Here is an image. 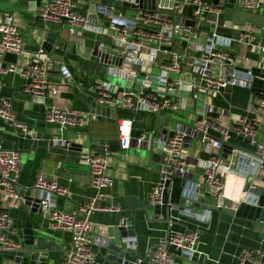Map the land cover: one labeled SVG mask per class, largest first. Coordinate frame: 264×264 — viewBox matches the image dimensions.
<instances>
[{
	"label": "crops",
	"instance_id": "0c3cea01",
	"mask_svg": "<svg viewBox=\"0 0 264 264\" xmlns=\"http://www.w3.org/2000/svg\"><path fill=\"white\" fill-rule=\"evenodd\" d=\"M37 1L18 0L11 6L0 0V23L12 18L19 27L26 50L29 53L39 48L44 50L51 61L49 81L57 91L56 98L49 95L45 102H39L22 93L24 82L20 76L7 74L0 78V98L12 103L16 118L31 131L30 136L24 137L0 121V144L6 150L18 153L20 167L15 197L8 198L0 190V211L10 215L16 231L10 238L20 242L22 248L26 239L24 232L34 227L50 235V240L60 245L61 253L37 254L31 261L24 262L23 259L16 260L15 254L11 252H0V264H17L16 261H20L19 264H61L70 246L69 234L48 231L47 215L45 217L38 206L41 194L33 189V185L37 176L56 177L58 184L69 191L65 198L57 200V208L75 212L77 207L97 196L90 187L86 165L87 156L97 154L107 155L105 176L109 182L100 191L101 200L98 204L113 207L118 212H95L89 216L96 229L93 246L97 255L96 264H118L117 259L121 253H124L121 263H134L138 259H145L159 239L188 231L199 234L196 254L191 262L177 257L178 264H237L243 249L264 255V177L258 185L260 189L263 188L262 194L257 197L250 191L256 179L255 169L250 163L252 147L233 138L228 146L231 150L225 149L222 154V158L231 163L233 170L226 184L227 198L235 205L232 212L215 209V201L203 188L199 189L196 201L186 204L182 198L184 184L180 179H173L167 184L161 205L151 204L149 195L159 180L162 157V152L152 141L161 136H170L169 129L175 126L190 132L192 114L182 110L167 116L170 121L165 122L162 132L154 133L153 115L112 111L98 105L92 107V80L99 77L96 75L100 70L105 74L108 70L106 65L100 64L95 58V46L102 39L90 34L82 38L75 37L70 34L67 26H44L36 15ZM40 1L41 5L47 0ZM219 2L223 4L221 0ZM141 4L150 5L143 1ZM120 12L115 14L128 16L126 11ZM260 14L264 16V11ZM181 19L178 17L175 21ZM222 20L225 27H221L218 33L222 38L232 40L229 50L234 54L235 67L242 72L250 70L253 81L249 86L239 84L218 94L204 95L199 106L208 108L214 116L228 120L242 117L258 121V140L264 142V112L251 109L250 105L251 99L264 97V55L235 41L233 37L236 31L231 24L226 23L224 17ZM102 22L101 16L99 23ZM185 23L190 25L189 21ZM246 27L253 32H264V28L251 25ZM173 48L180 54L191 53L186 51L185 45L178 42L177 38ZM28 57L6 55L2 57V62L4 65L20 66ZM62 68L70 74L66 80L61 76ZM212 71L214 77H217L218 68L214 66ZM183 78L185 84H189L193 76L185 73ZM123 83H119L122 85L118 87L124 90L132 88V83ZM183 103L192 105L194 102L186 98ZM54 104L83 115L84 127L60 133L57 127L46 124V111ZM116 119H132L134 137L145 133L153 145L133 143L128 151L122 152L118 145ZM232 149L234 153L231 154ZM187 153L199 163L189 169L192 182L202 185L204 170L201 164L209 158V152L200 139L194 137L189 140ZM70 167H79L83 172L74 173ZM67 203L69 207H66ZM188 210H195L196 217L188 216ZM141 264L151 263L144 261Z\"/></svg>",
	"mask_w": 264,
	"mask_h": 264
},
{
	"label": "built area",
	"instance_id": "2783aa9c",
	"mask_svg": "<svg viewBox=\"0 0 264 264\" xmlns=\"http://www.w3.org/2000/svg\"><path fill=\"white\" fill-rule=\"evenodd\" d=\"M100 1L47 0L37 8L36 15L44 26H67L70 34L75 37L82 38L90 34L102 39L94 49L95 58L100 64H103L102 55L122 61L120 66L106 65L108 70L105 75L130 82L133 84L132 88L124 90L105 78H94L91 90L94 103L98 106L164 117L173 116L182 110L192 114L190 132L175 126L169 129L170 136H161L152 141L162 152V157L159 180L149 195L151 204L161 205L167 184L173 179H180L184 184L182 198L186 204L196 201L199 189L203 188L215 201V209L232 212L235 205L227 198L226 184L233 170L231 163L224 160L222 154L225 149L231 150L228 146L233 138L248 143L253 149L250 163L255 169L256 179L250 191L257 197L261 196L263 188L260 189L258 185L264 177V142L258 140L259 122L242 117L228 120L214 116L208 108H198L197 105L204 95L218 94L239 84L251 85V71L242 72L235 67L234 54L229 50L232 40L222 38L218 32L221 27H225L222 20L223 6L228 1H232L240 11L260 14L264 11V0H227L217 5L213 3L214 0H113L119 3L118 7L111 0ZM142 1L147 4L154 1V9L139 8ZM187 8L192 10L191 16L183 15ZM122 10L132 11V14L127 17L115 14ZM101 16L103 22L100 24ZM178 17L182 18L179 22L175 21ZM187 21L190 25L185 23ZM226 23L231 24L234 31H239L237 42L240 45L251 47L264 55V32H253L246 27L249 24L236 27L230 22ZM176 38L185 45L187 52L191 51L190 55L174 50ZM6 55L29 57L20 66L4 65L2 57ZM50 63V58L43 49L39 48L32 53L26 50L19 27L12 18L0 23V78L7 74L20 76L24 82L22 93L45 102L49 95L57 97V91L49 81ZM214 66L219 71L217 77L213 75ZM153 68L158 69L157 75H153ZM60 72L63 79L70 77L65 68ZM185 73L193 76L189 84H185ZM186 98L194 103L185 105L183 100ZM250 105L251 109L264 112V97L251 99ZM0 121L10 125L21 136L28 137L31 134L29 128L16 118L12 103L2 98ZM45 123L57 127L60 133L82 128L85 124L83 115L56 104L48 107ZM115 124L122 152L128 151L133 143H151L145 133L134 137L132 119H116ZM194 137H198L209 152V158L201 164L204 170L202 185L192 182L189 171L199 164L197 159H192L187 153L189 140ZM86 165L90 187L97 196L77 207L75 212L57 208V200L65 198L69 191L58 184L56 177L37 176L33 185V189L41 194L38 206L42 214L45 217L47 215L48 231L69 234L70 246L61 264H96L97 255L93 251L96 229L89 216L95 212H118L113 207L98 204L101 200L100 191L109 184L105 176L107 155H89ZM19 177L18 153L6 150L0 144V190L6 197H15ZM186 214L196 217L195 210H188ZM15 234L10 215L6 211H0V252L22 248L20 242L10 238ZM198 242V232L175 233L159 239L145 259L121 264H141L144 261L151 264H178L177 257L191 262ZM237 264H264V255L243 249Z\"/></svg>",
	"mask_w": 264,
	"mask_h": 264
},
{
	"label": "water",
	"instance_id": "95a60500",
	"mask_svg": "<svg viewBox=\"0 0 264 264\" xmlns=\"http://www.w3.org/2000/svg\"><path fill=\"white\" fill-rule=\"evenodd\" d=\"M3 1L7 2L8 4L12 6L15 3H17L18 0H3ZM40 2H41L40 0L37 1L38 7L40 6ZM111 2H114L116 7L119 6V3L117 1L111 0ZM213 3L217 5L219 3V0H214ZM154 5H155V2L152 1L150 5L140 4L139 8L154 9L155 7ZM124 6L128 7L127 5H124ZM223 8H224V13H223L224 20L227 22H231L236 27H243L246 24H249L255 28H260V29L264 28V16L261 14H253V13H247V12L240 11L234 7L232 1H228L223 6ZM191 11L192 10L190 8H187L183 11V15L191 16ZM238 38H239V31H236L234 33L233 39L237 41ZM121 62L122 61L120 59L110 58L107 55L101 56V63L105 65L120 66ZM95 105L97 104L93 103L92 107H95ZM107 110H112V109H107ZM112 111H115V110H112ZM154 117H155L154 133H160L162 132L161 129L163 125L165 124V122L167 121L169 122L170 120L160 115H154ZM70 168L74 173L80 174L81 172H83V169L79 167H70ZM66 207H69V203L66 204ZM70 210L71 209H68V211ZM261 224L262 223H260V225ZM24 236L26 237L24 241V248L11 252L15 254L16 260L23 259L24 262H27V261H31L33 259V256L37 254L48 255L51 252L61 253L60 245L57 242L50 240L51 236L48 235L43 230H37L34 227H32L30 230H27L24 232ZM123 257H124V253L119 254V257L117 259L118 264L122 262ZM19 262L20 261H16L17 264H19Z\"/></svg>",
	"mask_w": 264,
	"mask_h": 264
},
{
	"label": "rangeland",
	"instance_id": "374dc122",
	"mask_svg": "<svg viewBox=\"0 0 264 264\" xmlns=\"http://www.w3.org/2000/svg\"><path fill=\"white\" fill-rule=\"evenodd\" d=\"M221 1H222V3H224L226 0H221ZM131 14H132V11H127L128 16H130ZM102 69H103V66H102ZM157 74H158V70L154 69L153 75H157ZM96 76L105 78V79H107L108 82L115 83L117 86H121L122 84H124L123 81L118 79V78H111V77L106 76L104 71H102V70H100ZM119 83H122V84H119ZM199 105H197L198 108L201 106V105L200 106Z\"/></svg>",
	"mask_w": 264,
	"mask_h": 264
}]
</instances>
